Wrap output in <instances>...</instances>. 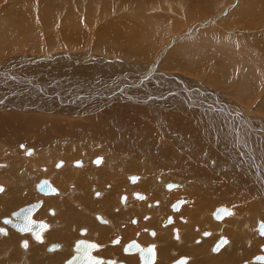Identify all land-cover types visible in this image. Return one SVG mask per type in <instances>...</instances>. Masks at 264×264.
I'll return each instance as SVG.
<instances>
[{"label": "rangeland", "instance_id": "obj_1", "mask_svg": "<svg viewBox=\"0 0 264 264\" xmlns=\"http://www.w3.org/2000/svg\"><path fill=\"white\" fill-rule=\"evenodd\" d=\"M243 11L248 12H246L247 15L245 18L241 20L240 15ZM151 21L154 22L155 26H165L167 29L166 33L169 35L160 33L154 40V45H152V43L150 48H140V46L145 47V42H140V40H138V33L140 32L142 36H146L144 30L149 27ZM11 22L12 24H10ZM14 22L19 24L20 28H23L21 32L19 29L15 30L18 27L16 26L15 28V24H13ZM4 27L7 28L6 30L9 34V41L0 45V116L12 113L23 116L36 115L41 117H53L60 120L59 124L62 125L61 135H57L56 133L52 134V136H54L53 138H48L51 135V131L48 130L46 126H43L40 130L49 133L50 135H46L43 137L44 140L41 139V141L37 140L35 130L29 131V137H31L32 140L26 143L20 141L21 137L17 133L19 131L15 130V126L13 130L6 131L5 129H0V175H11L10 171H13L14 173L17 171L20 175L27 166L26 168H29L30 171H25L34 177V179L27 177L31 180V183L33 182L31 193L34 196V199L30 201V203L39 199L36 197V193L38 195L40 193L35 190V185L39 179L45 178L41 177L43 175H40L41 178L38 179L36 177L37 173L47 175L46 179L49 178L53 180L54 184L59 187L62 184V181H55L54 178H51L52 173H48L50 170H56L55 164L58 161L65 162L64 165L66 164L65 166L71 168V161L82 160L86 166L87 160L101 157L102 163L99 166H94V169L99 168V170H105L100 174L103 178L107 180L116 179L118 181L111 191L112 195L114 192H120L122 189L121 185L123 182L119 181L120 178L123 180L130 175L138 176L140 179L137 186L135 185L132 189L145 193L149 197L155 199V202L159 201L162 195L165 194L163 193V190H166L163 188V185L166 183L177 184V192H167V196L165 197V199H167L165 200L166 205L163 204L165 206H163V209L158 215L155 208L149 207L150 202L149 204H146V202L139 204L135 201H131L125 209L119 206L114 199L108 207L101 210L105 218H108V220L111 219V225L103 226L97 224L92 215H90L91 217L86 215L90 218L92 224L87 220V222H84L82 225H73L72 228L75 227L76 229L72 230V232L70 230V235H72L70 238H73V240L77 238V229L79 227H84L87 229V236H89L91 240L93 238L95 239L99 234L101 236L106 234L103 236L106 237L105 243L107 241L109 242L116 236L120 237L123 241H126L131 237H135V234H139V228L146 227L149 220H147L144 215H153L154 219H157L159 225L165 215L168 214L166 207L169 204L167 205V203L180 195L179 199H184L185 204L178 216L185 218L192 216L190 221L192 222V219L195 220L192 223L199 222L200 220L205 222L200 224V221L199 223H196L197 225L195 228L191 227V234L190 232L186 233V225H181L177 221L176 225L180 227L182 232L181 241L175 239V241L172 240L170 232L164 231V229L160 227L159 229L161 230V233L158 234L154 241L159 242L160 239H164L166 236H169L170 239L168 237L167 241H162V244L164 242V246H162V244L159 245V257L155 264H170L183 255L191 254V259L190 261L188 260V264H212L207 263L210 260L208 259L209 257L216 261L213 264H245L246 262L249 263L255 255L261 254L260 246L264 244V236H259L255 231V226L258 221L264 223V217L261 219L258 217V215L264 216V111L262 110L264 108L261 107L264 102V0H0V43L3 41L2 32L4 31ZM66 28L75 29L84 34L85 39L81 44L77 45V48L70 46L69 42L65 39L63 32ZM118 29H121L122 39H117L113 42L115 38H113L112 35L118 34ZM30 30L32 31L29 33ZM186 33L189 34L188 37ZM202 35H206L207 37L210 36V39L212 38L211 40L215 38H225V35L229 36V38L227 37L225 39L230 40L238 47V55L241 59L238 63L239 69L231 70L222 56L211 51H209L210 54H204L203 57H200L203 63L198 67L201 68V70L199 69L194 73L189 70L167 71V69H165L166 58L171 53L175 52L178 47L187 41V39H197ZM106 37L109 38L106 39ZM156 41L158 43H156ZM35 49H39V52L34 53ZM50 49L54 50V52H51ZM243 50L246 51L243 52ZM229 52L228 54L234 57L231 53L235 52L232 47ZM251 52L254 55L251 54ZM235 54H237V52ZM248 54L250 55V65L254 69L257 81H254L253 84H251L255 89L249 94L250 98L244 102L236 97L234 93L246 80L247 76L244 77V75H247V73L245 74V70L242 71L240 68L245 65ZM28 55L29 58L27 57ZM209 55L210 57H208ZM17 56L23 57V59L21 60L19 57L17 58ZM35 57H38L37 60H35L37 63H31L30 60H27ZM97 58L105 60L104 62H100ZM47 60L49 64H46L45 62L39 63V61ZM261 62L262 65H259ZM234 63L237 65V59ZM51 64L52 69L49 68ZM222 65H224L227 70H222ZM99 67L109 68L111 69L110 71L115 70L116 72L111 77L110 75L108 76L110 78L105 79L109 82H113L115 85L126 88V90H124L125 94L129 95L131 93L136 99H131L132 101L130 100L129 102V100H113L111 98L112 101L106 106L91 110L92 108L90 109V107L94 105V102L96 103V100H105L112 95L114 96L117 93L120 94V91L118 90H115L112 95L108 94V92L100 95L97 92L96 94L95 90L92 91L89 89L88 91H85L82 89L83 87L78 90L76 89L81 86V82H87V85H90L89 81H87L88 78L92 83L99 80L97 78L99 75L96 77L98 74L96 73L97 71H94ZM214 69H218L217 71H219V73H217V76L219 79L213 75L214 72H216ZM25 70L29 71L28 75L24 74ZM166 78L172 79V81L170 80L168 82ZM149 79H151V82ZM64 80H69V82L76 81L77 84L72 86L73 89H69L65 84H63L64 87L63 85H53V82L63 83ZM127 83L131 86H128L129 84ZM26 86H31V90L34 92L32 95L34 98L42 95H44V97H50L51 99L48 100H40L44 101L47 105L53 104L50 102V100H53L51 95L57 97V100H60V97H63V99L66 100L69 96L72 98V101L70 102L71 107L65 112H59L55 110H34L28 108V106H19L16 104L18 101L17 94L20 89L26 88ZM109 88L113 89L110 85ZM12 90H15L16 93L12 92ZM190 91L193 92L190 93ZM87 93L90 94L86 95ZM173 93L175 94L173 96L174 98L171 97L172 102L166 104L167 106L165 107L167 108L161 109L162 111L157 115L152 112L150 113V105L153 103V99H155V94L163 96L162 98L167 101V99L169 100V98H167L169 94L173 95ZM189 93L191 97H189V95L187 96ZM91 95H93V98L88 97ZM146 95H151L148 96V100H151L148 103L146 100V102H142L144 100L140 98L143 96L144 99H146ZM84 96L87 98L84 99ZM90 98L91 100L88 101ZM178 98L181 99V101H179ZM74 99L78 102L76 105L72 104ZM183 99L188 100L187 103L191 104V108L189 106L187 111H184L185 108H183V110L179 112L176 108L188 106L187 103H179L185 102L182 101ZM86 100L88 102L85 103ZM192 101L194 104H192ZM57 104L58 103H56V105ZM62 106L64 105L62 104ZM85 106L89 107V109H84ZM131 106L135 107L136 110L139 108L143 111L142 113L134 111L135 114H133L136 116H133V121L137 120L138 125L139 122L142 121L145 127L153 131L157 141L160 137L162 138V141L160 140L157 142L158 144L156 143L159 148L166 150L168 148L167 143H172L177 146L180 141L192 142L191 139H196L194 135H197L198 140H196L197 144L194 142L195 146L199 149L205 146L202 149H207L211 156L210 158H215L218 155V158L216 157V159L222 160L224 164L233 162V169L235 171L238 170L240 173L243 172V175L246 174V177L244 176L245 179L249 181L254 192L257 193L253 195L247 191V189H240L234 184L232 185V183H237L230 179V175L224 176V178L222 175L217 173L214 174V171L209 167L211 175H208V177H211L219 186H223L225 190H229L227 191L228 194L230 193V190L233 194V199H229L230 202H225L223 198L221 202L219 197L216 196V193L211 194L210 190V195L207 193L209 189L200 186L199 178L195 175L192 174L191 176H188L184 172L180 175L177 173L179 170L177 167H163L161 160L155 157L140 155L138 151L134 152V150L126 149L125 147V149H123L121 144L124 146V143L118 135L106 137L107 143L97 141V137L94 133L97 130L107 133L108 127H110V124L103 121V112L112 108L114 114L120 115V117H118L120 123L124 124L127 115H129L128 112L132 111L122 110V108L129 109ZM213 106L218 108V111ZM259 107L260 111H257ZM135 108L133 109L135 110ZM195 110L200 114L199 116L191 115L193 114L191 112H195ZM219 111H224L225 113L219 115L217 114ZM185 112L191 114L186 115ZM210 113H214L212 115L216 114L215 116L221 118V123L224 124V128L227 130L229 129V131L232 132L229 136V141L226 142L227 144L224 142V145H221L216 137L217 131H215V129L212 131L209 130L211 124L208 120L206 122L204 117L208 115L207 117L210 118L211 121ZM143 114L145 115L142 116ZM244 115H246L247 118L243 117ZM248 119L252 121L250 124L252 125L254 132L259 136V140L256 139L257 137L251 135L246 129L245 125L251 122L246 121ZM195 120H198L200 123ZM131 122L132 121H128V123ZM257 125L262 126L259 128L260 126L257 127ZM256 127L259 129H256ZM248 128L251 129L250 127ZM172 129L179 131L181 136L179 133L177 136L174 134L173 136L175 137L172 139L171 135H169V132H173ZM212 134L215 135V140H210L211 136H213ZM260 137H263V140L260 139ZM50 139H54L53 143L46 144V141ZM42 142H44L45 147L48 148H46V151L44 150L45 148L41 151L38 150V148L44 146L42 145ZM200 142L202 143L200 144ZM248 144H251V146ZM179 147L180 148H177L179 153L181 155L184 154L186 157H189V151L195 149V147L189 149L188 145V149L186 150L182 149L181 146ZM29 148L35 153H31V151L28 150ZM67 149L78 152L75 157L67 158V160L61 158V160L58 158L55 160V157H52L53 155H48L51 151L56 153ZM187 150H189L188 153ZM41 153L47 155V160L45 163L40 161L41 163L39 164L36 159ZM41 158L43 159V157ZM41 158L38 159L41 160ZM14 163H19V165H23L24 168L20 169L18 168L19 166H15ZM131 164L136 166L137 171L131 172L129 170ZM34 165H37L39 168L42 167L47 171L44 172L41 169L40 171L36 170V172H34ZM183 165L184 164H180L179 166L182 167ZM12 166H14L13 170ZM237 167L240 168V170L237 169ZM89 170L90 169H86V172ZM144 170H146V172ZM76 171L79 173L78 170ZM108 172H111V175L108 174ZM149 172L153 173V178L149 177ZM11 176L14 177L13 179H17L16 182L20 180L17 173L15 175L12 174ZM75 176L76 175L68 178L67 181H65V184ZM221 178L226 180L223 179L222 181ZM124 182L126 185L127 182ZM223 182L226 183L224 184ZM145 184H149L147 192L141 190V186ZM0 185L5 191V185L3 183H0ZM92 185V188H94V185L97 184L92 183ZM226 185L229 186L226 187ZM237 192L239 194L241 193L240 195L243 196L241 197L243 200L239 202H236L239 200ZM26 193L27 189L25 188L22 193L23 198H25ZM176 193L177 195H173ZM88 194L89 196L91 195V189ZM205 197L212 199L209 203H205ZM108 200L111 201V198ZM202 203H204V206H202L203 208L201 207ZM26 204H29V202L25 203V205ZM21 206H24V204L20 203L11 209L7 208L5 211L6 214L0 216V219L4 216H9L10 213L14 212ZM220 206H225L231 209L233 214L226 217L222 222H208V218L211 221V213ZM101 207H103V204ZM196 214H198V216H196ZM131 216H137V218H140L142 225L139 226V228L132 229V227H130L129 219ZM193 217L196 219L198 218L199 221H196ZM48 218L49 217L46 216L45 220L48 221ZM198 225L200 226L198 227ZM0 226H2L1 221ZM147 227L149 226L147 225ZM7 229L9 234L4 237L0 236V240L9 238L12 233L19 236L21 239L18 241L15 239L13 244L7 245L6 248H4L5 245L1 246L2 243H0V264H40L50 256L61 253L64 250L63 248L62 251L47 252V247L53 242L47 243L46 240L41 238L45 233H40L38 240L32 239L30 241L29 239L26 240L24 235L16 234L11 228ZM49 229H47L46 233L49 232ZM203 230L210 231L213 236L209 239H205L200 245L197 240L201 238L199 233ZM212 231H214V234ZM221 236L227 239L228 244L223 247L224 249L219 255H216L215 252L210 251V247ZM70 238L69 240H71ZM23 240L27 243L28 248V252L25 255L20 249ZM57 240L58 239L55 241ZM31 245L41 246V249L32 250L34 251L32 255L31 252L28 254ZM103 247L104 246L97 250V255L103 257L117 255L119 259H122L119 248L114 249L113 247H110L108 243L106 248ZM1 248L3 249L1 250ZM199 248H201L202 251H198ZM39 250H42L47 257L44 260L36 261L35 258L38 256L42 257V254H40L41 251L39 252ZM46 253H52L53 255H47ZM10 254L15 256L13 263L6 260V256H10ZM128 262L129 264L137 263L134 257L129 259Z\"/></svg>", "mask_w": 264, "mask_h": 264}, {"label": "bare ground", "instance_id": "obj_2", "mask_svg": "<svg viewBox=\"0 0 264 264\" xmlns=\"http://www.w3.org/2000/svg\"><path fill=\"white\" fill-rule=\"evenodd\" d=\"M246 12H248V11H246ZM245 11H243L242 13H241V15H240V19L242 20V19H244L245 18V16L247 15V13H246ZM222 15V14H221ZM220 15V16H221ZM232 18V17H231ZM10 24H12V22L10 23ZM13 24H15V28H16V26L18 27V28H16L15 30H17V29H19L20 30V32L23 30V28H20L19 27V24H16L15 22L13 23ZM35 25V24H34ZM160 25V24H159ZM31 27V26H30ZM7 28L6 27H4V31L2 32V39H3V41H1V43H0V45H2V44H4L5 42H7V41H9V34H8V31L6 30ZM32 29H33V27H32ZM145 29V28H144ZM32 30H30L29 31V33L31 32ZM166 31H167V29L165 28V26H155V24H154V22L153 21H151V23H150V25H149V27L146 29V30H144V32H145V35L146 36H142L141 35V33L139 32L138 33V40H140V42H145V47L144 46H140V48H150V46H151V44L154 42V40L156 39V37L160 34V33H165L166 35H169V34H167L166 33ZM117 32H118V34H113L112 35V37L113 38H115V40L113 41V42H115L117 39L118 40H120V39H122V37H121V29H118L117 30ZM170 32V31H169ZM184 34V33H183ZM187 34V37H188V33H186ZM63 35H64V37H65V39L67 40V42H69V44H70V46H72V47H76L77 48V45H79V44H81V42H83V40L85 39V36H84V34L83 33H81L80 31H78V30H75V29H65V31L63 32ZM164 35V34H163ZM166 35H164V36H166ZM212 35V34H211ZM193 36V35H192ZM226 37L225 38H229V36H227V35H225ZM222 37V36H221ZM109 37H106V39H108ZM215 38V37H214ZM224 37L222 38V39H213V40H211L210 39V36H206V35H202V36H200V37H198L197 39L196 38H193L192 40H188L187 39V41L184 43V44H182L180 47H178L177 48V50L175 51V52H173V53H171L167 58H166V65H165V69H167V71H176V70H189V71H191V72H196V71H198L199 69L201 70V68H199L198 66L199 65H201L202 63H203V61L200 59V57L202 56L203 57V55L204 54H210L209 53V51H211V52H215V53H217L219 56H222L224 59H225V61H226V63L229 65V67H230V69L231 70H235V69H239L238 68V63L241 61V59L239 58V55H238V47L237 46H235L230 40H228V39H225ZM7 39V40H6ZM191 39V38H190ZM231 39V38H230ZM158 40V39H157ZM250 41V40H249ZM234 42H235V40H234ZM156 43H158L157 41H156ZM208 43H210V44H208ZM218 43V44H217ZM68 44V45H69ZM256 44V43H255ZM141 45V44H140ZM144 45V44H143ZM152 45H154V43L152 44ZM250 45V44H249ZM233 48V50L235 51V52H231L233 55H234V57H232L230 54H228V52L231 50V47ZM52 47V46H51ZM249 47H251V46H249ZM59 48V47H58ZM52 49V48H51ZM50 49V50H51ZM252 49V48H251ZM49 50V51H50ZM250 50V49H249ZM54 52V50H51V52ZM108 51V50H107ZM244 51H246V50H243V52ZM37 53V52H39V49H35L34 50V53ZM98 52V51H97ZM110 52V51H109ZM237 52V54H235ZM249 52V51H248ZM98 53H100V52H98ZM169 53V52H168ZM230 53V52H229ZM246 53V52H245ZM102 54V53H101ZM110 54V53H109ZM251 54H253L252 52H251ZM168 55V54H167ZM254 55V54H253ZM14 56V55H13ZM258 56V55H257ZM15 57V56H14ZM19 56H17V58H18ZM28 58H29V55L27 56ZM31 57H33V56H31ZM87 57V56H86ZM92 57V56H91ZM93 57H97V56H93ZM107 57V56H106ZM208 57H210V55L208 56ZM251 57H253V56H251ZM16 58V57H15ZM38 58V57H37ZM37 58L35 57V58H32V59H27V60H30L31 61V63L32 62H35V60H37ZM46 58H49V57H46ZM85 58V57H84ZM195 58V59H194ZM253 58H255V57H253ZM261 58V57H260ZM19 59H23V57H19ZM51 59H52V57H51ZM98 59V58H97ZM204 59H205V57H204ZM223 59V60H224ZM237 59V65H235V63H234V61ZM248 59V60H247ZM250 55L248 54V58H246V63H245V65H243L241 68H240V70H245V74L247 73V75H244V77H246V80L244 81V84L242 85V86H240V90L239 89H236V91H235V95H236V97H238L241 101H247L249 98H250V96H249V94H251L252 93V91L255 89L251 84H253V82L255 81H257L256 80V78H255V72H254V69L251 67V65H250ZM98 60H100V62H104V60L105 59H98ZM259 61V60H258ZM257 61V62H258ZM24 62H25V60H24ZM46 63V64H49V62H48V60L47 61H39V63ZM205 62V61H204ZM223 62V61H222ZM35 63H37V62H35ZM259 63V62H258ZM258 65V64H257ZM259 65H262V62H261V64H259ZM51 66H52V64L50 65V69H52L51 68ZM264 66V65H263ZM254 67H256V66H254ZM49 68H48V71H49ZM218 68H220V67H218ZM216 69V68H215ZM214 69V71H216V72H214V76H216L217 78H218V76H217V73H219V71H217V70H215ZM221 69L222 70H225L226 69V67L224 66V65H222V67H221ZM256 69V68H255ZM31 70V69H30ZM93 70V69H92ZM111 69H109V68H105V67H99V68H97V69H95L94 71H97L96 73H98L97 75H96V77L99 79V80H97L96 82H94V83H92V82H90L91 80H89V78H88V80L87 81H89V83H90V85L88 84L87 85V82H85V83H83V82H81V86L80 87H77L76 89L78 90L79 88H82V89H84L85 91L87 90H89V89H91L92 91L93 90H95V93L97 92L98 94H100V95H102V94H105L106 92H108V94H111L112 95V93H114L115 92V90L117 91H120V94L119 93H117L116 95H112L110 98H108V99H105V100H99V101H97L96 100V103L94 102V105H92L91 107H90V109L91 110H96V108H100V107H103V106H106L109 102H111L112 101V99L113 100H116V99H120V100H129V102H130V100L131 99H136L135 97H133L132 96V94L130 93L129 95H126L125 94V92H124V90H126V88H124V87H122V86H118V85H115L113 82H109V81H107V79L108 78H110L116 71L115 70H112V71H110ZM227 70V69H226ZM260 70V69H259ZM28 72L29 71H24V74L26 75H28ZM59 72V71H58ZM36 73V72H35ZM88 73V72H87ZM170 73V72H169ZM90 74H92V73H90ZM94 74V73H93ZM84 75V74H83ZM110 75V77H108ZM170 75H171V73H170ZM174 75V74H173ZM91 76V75H90ZM94 77V76H93ZM95 77V78H96ZM168 77H170V76H168ZM95 78H93V79H95ZM105 78H107V79H105ZM164 78V77H163ZM220 78H222V77H220ZM219 79V78H218ZM245 79V78H244ZM243 79V80H244ZM259 79H260V77H259ZM150 80V82H151V79H149ZM161 80V79H160ZM166 80L169 82L170 80L172 81V79H167L166 78ZM173 80H175V79H173ZM191 80V79H190ZM155 81H157V80H155ZM220 81H222V80H220ZM259 81V80H258ZM109 82V83H108ZM160 82V81H159ZM175 82V81H174ZM107 83V84H106ZM130 83V82H129ZM129 83H127V84H129ZM170 83H172V82H170ZM226 83V82H225ZM260 83V82H259ZM63 84H65V86H67L69 89L70 88H72L73 89V87L72 86H75L76 84H77V82L76 81H72V82H69V80L67 81V80H64V82L63 83H59V82H53V85H55V86H59V85H63ZM69 84H70V86H69ZM72 84V85H71ZM115 86H114V85ZM132 84V83H131ZM137 84V83H136ZM109 85L111 86V87H113V89H110L109 88ZM195 85V84H194ZM259 85V84H258ZM128 86H131L130 84L128 85ZM63 87H64V85H63ZM164 87V86H163ZM57 88V87H56ZM60 88V87H59ZM36 89H38V88H36ZM75 89V90H76ZM145 89V88H144ZM147 89V88H146ZM52 90V89H51ZM192 90V89H191ZM110 91V92H109ZM12 92H14V93H16V91L15 90H12ZM129 92V91H128ZM136 92H139V91H136ZM193 91H190V93H192ZM71 93H73V92H71ZM75 93V92H74ZM94 93V94H95ZM96 93V94H97ZM135 93V92H134ZM133 93V94H134ZM176 93V92H175ZM190 93L189 94H187V96L189 95V97H191L190 96ZM34 94V92L31 90V86H29V87H27L26 86V88H23V89H20V91L18 92V94H17V98H18V101L16 102V104L17 105H19V106H28V108H31V109H34V110H49V111H53V110H55V111H59V112H65L66 110H68L71 106V101H72V98L71 97H69L68 96V99H63V97H60V100H57L58 98L57 97H55V96H52L51 95V97H52V99L53 100H50V102L51 103H53L52 105H47V104H45V102L44 101H40V100H43V99H46V100H48V99H51L50 97H44V95H42V96H36L35 98L32 96ZM52 94H54V93H52ZM69 94V93H68ZM90 94V93H89ZM88 93L86 94V95H89ZM128 94V93H127ZM168 94V93H167ZM170 94H172V93H170ZM169 94V96L167 97V98H169V100L167 99V101H166V99H164V98H162L163 96H158V95H154V98L155 99H153V103L150 105L151 106V110H150V113L152 112L153 114H155V115H157V114H159V112L160 111H162L161 109H163V108H167V107H165V106H167L166 104H169V103H171L172 102V98H174L173 96L175 95L174 93H173V95H170ZM70 95V94H69ZM77 95V94H76ZM76 95H74V96H76ZM138 95V94H137ZM151 95H152V93H151ZM151 95H146L145 97H146V99H144V97L142 98V97H140L142 100H144V101H142V102H146L147 101V103L148 102H150L151 100H148V96H151ZM62 96H64V95H62ZM95 96V95H94ZM82 97V96H81ZM88 97H92L93 98V95H91V96H88ZM172 97V98H171ZM186 97V96H185ZM184 97V98H185ZM67 98V97H66ZM74 98V97H73ZM80 98V97H79ZM87 98V97H86ZM85 98V96H84V99H86ZM97 98V97H96ZM112 98V99H111ZM130 98V99H129ZM156 98H158V99H156ZM160 99H162V100H160ZM91 100V98L88 100V101H90ZM146 100V101H145ZM178 100L179 101H181V99H179L178 98ZM256 100V99H255ZM82 101V100H81ZM87 100L85 101V103L86 102H88ZM132 101V100H131ZM182 101H185V102H179V103H182V104H186L187 102H188V100H185V99H183ZM167 102V103H166ZM191 102V101H190ZM56 103H58L57 105H56ZM78 102H76V100L74 99V102L72 103V104H77ZM118 103V102H117ZM128 103V102H127ZM62 104L64 105V106H62ZM150 104V103H149ZM192 104H194V102L192 101ZM82 105V104H81ZM134 105H135V103H134ZM178 105H180V104H178ZM187 105L188 106H184V107H179V108H176V110L177 111H179V112H181L182 110H183V108H185L184 109V111H187L188 109V107L190 106V108H191V104L190 103H187ZM216 105H218V106H221V105H219V104H216ZM83 106V105H82ZM117 106V105H116ZM215 106V105H214ZM213 106V107H214ZM223 106V105H222ZM125 107V106H124ZM147 107V106H146ZM149 107V106H148ZM261 107L262 108H264V102H263V105H261ZM83 108V107H82ZM127 108V107H126ZM129 108V107H128ZM133 108H135V107H133V106H131L129 109H125V108H122V110H128V111H132V112H128L129 113V115H127V117H126V121H125V123L124 124H121L120 123V119L118 118V117H120V115H118V114H114L113 113V109L111 108H109V109H107V110H105L104 112H103V115H104V119H103V121L104 122H106V123H108V124H110V127H108V131H107V133H104V132H102V131H100V130H97L95 133H94V135L97 137L96 139H97V141H101V142H103V143H107V139H106V137H108V136H114V135H118L121 139H122V142L124 143V146L121 144V147L123 148V149H132V150H134V152H139L140 153V155H147V156H152V157H155V158H157V159H159V160H161V164H162V166L163 167H168V166H174V167H177V169H179L178 171H177V173L178 174H180V175H182L183 174V172L185 173V174H187L188 176H191L192 174L193 175H195L196 177H198L199 179V184H200V186H202V187H204V188H206V189H209L208 190V194H213V193H216V196L217 197H219V199H220V201L222 202V198H223V200L225 201V202H230L229 201V199H233L232 197H233V194L231 193V190H230V193L228 194L227 193V191H229V190H225L224 189V187L223 186H219L218 184H216L213 180H212V178L211 177H208V175H211V173L209 172V167H210V169L212 170V171H214L213 173L214 174H219V175H222L223 177L224 176H231L230 177V179L231 180H233V181H236V183L237 184H235V183H232V185L234 184L235 186H237V187H239L240 189H247V191H249L251 194H255V193H257V192H254V190H253V188L251 187V185H250V183H249V181H247L246 179H245V177H246V174L245 175H243L242 173H240L238 170V172L237 171H235L234 169H233V162H225V163H227V164H224L223 163V161L222 160H220V159H216V157L218 156L217 154V156L215 157V158H210L211 156H210V154H209V152L207 151V149H202L203 147H205V146H203V147H201V149H199L197 146H195V143H196V140H198L197 139V135H194V137H196V139L195 138H192L191 140H192V142L191 141H189V142H179L178 144L179 145H177V146H175V145H173L171 142V144H169V143H167L168 144V148L166 149V150H164V149H161V148H159L158 147V143L157 142H159L160 140L162 141V138L160 137V139L157 141L156 140V138H155V135H154V133H153V131H151L149 128H147V127H145L144 125H143V123H142V121H140L139 122V125L137 124V120H134L133 121V116H136V115H134L135 113H134V111H136V112H138V113H142L143 111H142V109H139L138 108V110H136V108H135V110L133 109ZM215 109H217V111H218V108H216V107H214ZM84 109H86V110H88L89 109V107H84ZM256 109V108H255ZM121 110V111H122ZM263 111H264V109H262ZM257 111H260V107H259V109L257 110ZM48 112V111H47ZM188 112H190V111H188ZM210 112H214V111H210ZM134 113V114H133ZM191 113H193V114H191ZM191 113H187V112H185V114L186 115H189V114H191V115H200L196 110H195V112H191ZM204 113V112H203ZM203 113H201V114H203ZM221 113H225L224 111H219V112H217V114H221ZM181 114H183V113H181ZM212 114H214V113H210V115H211V121H210V118H208L207 116L208 115H204L205 117V121L207 122V120H208V122H210V124H211V127L209 128V130H214L215 129V131H217L216 132V137H217V140H218V142L221 144V145H224V142L226 143V142H228L229 141V136H230V134L232 133V132H230L229 131V129L227 130V129H225L224 128V124L223 123H221L222 121H221V118H219L218 116H215V115H212ZM245 114V113H244ZM121 115H123V114H121ZM145 114H143L142 116H144ZM184 115V114H183ZM251 115V114H250ZM168 116V115H167ZM253 116V115H252ZM138 117V116H137ZM243 117H246V115H244ZM159 118H160V116H159ZM247 118V117H246ZM245 118V119H246ZM254 118V117H253ZM54 119V120H53ZM90 119V118H89ZM88 119V120H89ZM231 119V118H230ZM234 119V118H233ZM71 120V119H70ZM59 121L60 120H58V119H56V118H51V117H41V116H36V115H30V116H23V115H20V114H12V113H9V114H7V115H4V116H0V129L2 130H6V131H8V130H13L14 129V126H15V130L16 131H19V132H17L19 135H20V137H21V142H28V141H30V140H32L31 139V137H29L30 136V133H29V131H34L35 130V135H36V138H37V140H39V141H41V139H43V137H45L46 135H50L48 138H53L54 136H52V134H57V135H61V129H62V125L61 124H59ZM128 121H132L131 123H128ZM195 121H198V120H195ZM246 121H251V120H246ZM70 122V121H69ZM184 122V121H183ZM199 122V121H198ZM189 123V122H188ZM194 123V122H193ZM200 123V122H199ZM226 123V122H225ZM250 123H252V121L251 122H249V123H247L245 126H246V129L251 133V135H253V136H255V137H257L256 139H258L259 140V136L257 135V133H255L254 132V129L252 128V125L250 124ZM16 124V125H15ZM264 124V123H263ZM105 125H107V124H105ZM180 125V124H179ZM198 125V124H197ZM204 125V124H203ZM43 126H46L47 128H48V130H50L51 131V133L49 134V133H45V132H42L40 129L43 127ZM188 126V125H187ZM258 126H260L259 128H261V126L262 125H257V127ZM172 127H173V125H172ZM175 127H177V126H175ZM194 127V126H193ZM195 127H197V126H195ZM204 127H205V125H204ZM248 127H250L251 129H249ZM256 127V129H259V128H257ZM174 128V127H173ZM241 128V127H240ZM192 129V128H191ZM196 129V128H195ZM238 129V128H237ZM204 130V129H203ZM206 130V129H205ZM226 130V131H225ZM172 133L171 132H169V135H171V137H172V139L175 137V136H177V134L179 133L180 134V132L179 131H177V130H173L172 129ZM201 131V130H200ZM214 131V132H215ZM206 132V131H205ZM244 132V131H243ZM263 132V131H262ZM192 133V132H191ZM199 133V132H198ZM198 133H196V134H198ZM208 133H209V131H208ZM175 134V136H173ZM215 134V133H214ZM214 134H212L213 136H211V138H210V140H215L216 139V137H215V135ZM237 134H238V132H237ZM261 134V133H260ZM199 135V134H198ZM204 135V134H203ZM209 135V134H208ZM180 136H181V134H180ZM201 136V135H200ZM204 136H206V135H204ZM250 136V135H249ZM188 137V136H187ZM249 138V137H248ZM251 138H253V137H251ZM57 139V138H56ZM55 139V140H56ZM189 139V138H188ZM255 139V138H254ZM260 139H262L263 140V137H260ZM44 140V139H43ZM262 140H261V142H262ZM39 141H36V142H38V143H41V142H39ZM53 141H54V139L53 140H48V141H46V144H52L53 143ZM96 141V142H97ZM175 141V140H174ZM209 141V140H208ZM241 141V140H240ZM95 142V141H94ZM195 142V143H194ZM211 142V141H210ZM239 142V141H238ZM157 143V144H156ZM175 143V142H174ZM202 142H200V144H201ZM234 143V142H233ZM250 143V142H249ZM254 143H255V141H254ZM176 144V143H175ZM192 144V145H191ZM197 144V143H196ZM227 144V143H226ZM225 144V145H226ZM42 145H44V146H42V147H40V148H38V150L39 151H41V150H43L44 148V150L46 151V148L47 147H45V144H44V142H42ZM173 145V146H172ZM187 145H188V148L190 149L191 147L193 148V147H195V149L194 150H192V151H189V150H187V153H188V151H189V153H188V155H189V157H186V156H184V154L183 155H181L180 153H179V151H178V149L177 148H180L179 146H181V148L182 149H184V150H186V149H188L187 148ZM199 145V144H198ZM244 145V144H243ZM248 145H250L251 146V144H248ZM253 145V144H252ZM41 146V145H40ZM230 146V145H229ZM228 146V147H229ZM125 147V148H124ZM226 147V146H225ZM240 147H242V146H240ZM211 148H212V146H211ZM210 148V149H211ZM223 148V147H222ZM233 148V147H232ZM20 149H21V146H20ZM48 149V148H47ZM62 149V148H61ZM221 149V148H220ZM29 151H31V153H33L34 151H32L30 148L28 149ZM212 150H214V149H212ZM212 150H211V152H212ZM28 151V152H29ZM216 151V150H215ZM222 151V150H221ZM227 151V150H226ZM251 151V150H250ZM37 152V151H36ZM78 152V151H77ZM75 150H73V151H71V149H67V150H61V151H58V152H52L51 151V153L50 154H48V155H53L52 157H55V160H57V158L58 159H65V160H67V158H70V157H75L76 156V153H77ZM230 152V151H229ZM35 153V152H34ZM45 153V152H44ZM75 153V154H74ZM183 153V152H182ZM213 153V152H212ZM228 153V152H227ZM231 153V152H230ZM245 153H246V151H245ZM13 154H18V153H13ZM220 154V153H219ZM247 154V153H246ZM36 155H37V153H36ZM187 155V156H188ZM222 155V154H221ZM230 155V154H229ZM220 156V155H219ZM250 156V155H249ZM16 157V156H15ZM23 157V156H22ZM30 157V156H29ZM41 157H43V159L41 158ZM44 157H46V158H44ZM26 158V157H25ZM38 158H41V160L40 159H38ZM97 158V157H96ZM100 158V157H99ZM218 158V157H217ZM235 158V157H234ZM31 159V158H30ZM33 159V158H32ZM60 159V160H61ZM76 159V158H75ZM47 160V155H44V154H39V156H37V159H36V161H38V163L40 164L41 162L43 163H45V161ZM29 161V160H28ZM41 161V162H40ZM24 162V161H23ZM13 163V162H12ZM65 163V162H64ZM64 163L61 161V162H57V164L58 165H55V168H56V170H55V172H65L64 174H63V176H62V181H65V180H67L68 178H70V177H72V175H77L78 174V172L76 171V170H78L79 168H77V169H73V168H69V167H67V166H65L64 165ZM102 162L100 161V163L99 164H97V163H95V162H93V164L95 165V166H99L100 164H101ZM241 163H243V162H241ZM240 163V164H241ZM15 164V163H14ZM180 164H184L182 167H180L179 165ZM63 165V166H62ZM72 165V164H71ZM203 165V166H202ZM15 166H19L18 168H20V169H22V168H24L23 167V165H19V163H16L15 164ZM73 166H75V167H81L78 163H75ZM83 166H85V164L83 163ZM179 166V167H178ZM5 167V166H4ZM7 167H9V166H7ZM16 167V168H17ZM27 167V166H26ZM25 167V170H27V171H30L29 170V168H26ZM34 168H33V171L34 172H36V170L37 171H40L41 169L45 172V171H47L46 169H44V168H42V167H38L37 165H34L33 166ZM65 167V168H64ZM11 168V167H10ZM13 168H14V166H12V170H13ZM64 168V169H63ZM63 169V170H62ZM237 169H239L240 170V168H238L237 167ZM241 169H242V167H241ZM244 169V168H243ZM11 170V169H10ZM25 170H23L22 172H21V174L19 175V173L16 171V173L18 174V177L20 178V180L18 181V182H16V180L17 179H13L14 177H12L11 175L12 174H16V173H14L13 171H10V173H11V175L10 174H2V175H0V183H3L4 185H5V191H4V189H3V191L2 192H0V216H3L4 214H6L5 213V211H6V209L8 208V209H11V208H13L14 206H16V205H18V204H24L25 205V203H28L29 202V204H33L32 202L30 203V201H32L33 199H34V196L32 195V193H31V191H32V189H31V187L33 186V182L31 183L30 181L31 180H29L27 177H31V179H34V177L31 175V174H29V173H27V171H25ZM129 170L131 171V172H135V171H137V168H136V166L134 165V164H131L130 166H129ZM51 171L52 170H50L48 173L50 174L51 173ZM89 171H91V170H89ZM145 172H146V170H144ZM151 172H149V177H151V178H153V173H151ZM250 174V173H249ZM40 175H43V176H41V177H47V175H45V174H42V173H37L36 174V177L39 179V178H41L40 177ZM245 176V177H244ZM248 176V175H247ZM256 176V175H255ZM87 177V175H86V173L85 174H83V175H81V177H79L80 179L79 180H77V183H76V185H78L79 187H80V189H83V191L81 192V193H78V194H76V197H74V199L76 198L78 201L80 200L81 202H80V208L82 207V205H83V207L81 208L82 209V213H80V214H78V215H76L75 214V212H72V211H68V209H67V211H61V209H62V202H61V196H59V194L58 195H55L56 193H54V194H41L39 191H37V189H36V185H35V190L38 192V193H40L39 195H40V197H39V195L38 194H36V197L37 198H41L40 200H42L43 201V206L41 207V209H40V207L37 209V210H35V212L33 213V215L36 213V218H39V219H42L43 220V218H45V215H44V211L46 210V209H48V208H52V209H54V212H56L55 213V215L54 216H52L51 215V217H49L48 218V221H49V219H50V221H49V223H50V225H48L49 227H52L51 229H49V232L46 234V236L48 237L47 239H46V241L49 243V242H53L56 238H55V236H54V234L55 233H62L64 236H66L67 238H68V236L69 237H71L72 235H70V230H72L73 228H72V226L74 225V226H79V225H81V224H83L84 222H86L87 220L89 221V223H91L92 224V222H90V218L89 217H87L86 215H88V216H90V215H92V217H94V214L95 213H97V212H101V210H102V208L103 207H101V203L100 202H97L96 200L94 201V200H92V198H89L88 197V193L90 192V189L93 187V185H92V183H91V181L89 180V181H87L88 179L86 178ZM134 177H136V178H139L138 176H134ZM192 177H194V176H192ZM264 177V176H263ZM225 178V177H224ZM223 178V179H224ZM258 178V177H257ZM261 178V177H260ZM87 179V180H86ZM216 179V178H215ZM222 179V178H221ZM223 179H222V181H223ZM226 179H227V177H226ZM226 179H224V180H226ZM248 179H249V177H248ZM255 179H256V177H255ZM40 180V179H39ZM135 180V179H134ZM229 180V179H228ZM130 181H133V180H131L130 179ZM151 181V180H150ZM258 181V180H257ZM39 182V181H38ZM224 183V182H223ZM226 183V182H225ZM224 183V184H225ZM172 184H174V186L172 187V188H167L166 187V185H163V188L165 189V187H166V191H164L163 190V193H165V194H163L162 195V197H161V199L159 200V201H156L155 202V204L153 205V206H155V209H156V213H157V215L158 214H160V211L162 210V209H160V211L158 210L159 209V207H163L164 205H162V203H163V199H165V197L167 196V192L169 191V193H174V192H177V189H175V188H177L178 187V185L177 184H175V183H172ZM227 184H229V183H227ZM20 185H22V186H20ZM230 185V184H229ZM229 185H226V187L227 186H229ZM254 185V184H253ZM1 186V185H0ZM63 186H64V184H62L61 186H60V190H61V188L63 189V190H67L66 188H63ZM231 186V185H230ZM2 187V186H1ZM3 188V187H2ZM27 189V193H26V195H25V198H23V196H22V193L24 192V189ZM68 188V187H67ZM148 188H149V184H145V185H142L141 186V189L142 190H144L145 192H147V190H148ZM256 188V187H255ZM78 189V188H77ZM173 189V190H172ZM228 189H229V187H228ZM230 189H231V187H230ZM260 189V188H259ZM69 190V189H68ZM79 190V189H78ZM211 190V192L209 193V191ZM80 191V190H79ZM217 191H219V192H217ZM66 192V191H65ZM71 192V191H70ZM234 192V191H233ZM243 192H244V190H243ZM1 193H3V194H1ZM74 193V192H73ZM82 193L83 194H85V196L83 195L82 196ZM136 194V193H135ZM135 194H133V197L134 198H136V199H143V196L142 195H140L139 194V197L138 196H135ZM179 194V193H178ZM210 194V195H211ZM237 194H238V198H239V200H237L236 202H239V201H241V200H243V199H241V197H243L242 195H240L238 192H237ZM236 194V195H237ZM51 195H54V196H52V197H48V196H51ZM173 195H177V193L176 194H173ZM108 196V195H107ZM256 196V195H255ZM73 197V196H72ZM177 198H175V199H179V197H180V195L179 196H176ZM236 197V196H235ZM95 198H96V196H95ZM67 199V198H66ZM72 199V198H71ZM124 199H125V197L124 196H122L121 197V201L123 202L124 201ZM175 199L174 200H172V202L173 201H175ZM212 199V198H211ZM211 199H209V197H205L204 198V201H205V203L207 202V203H209L210 201H211ZM235 199V198H234ZM63 201V200H62ZM66 201V200H65ZM64 201V202H65ZM68 201H69V199H68ZM76 201V200H75ZM100 201V200H99ZM102 201V200H101ZM172 202H170L169 204H171ZM71 203V202H70ZM77 203V202H76ZM161 203V204H160ZM64 204V203H63ZM27 205V204H26ZM159 205V206H158ZM184 205V204H183ZM79 206V205H78ZM108 206V205H107ZM202 206H204V203H202L201 204V207ZM105 207V206H104ZM168 207V206H167ZM166 207V208H167ZM170 207V206H169ZM184 206H182V208H183ZM222 207H224V208H226V209H228V211H227V215H225L224 217H222L220 220H216V219H214L213 218V216H212V213H211V217H212V219L213 220H211L210 221V219L208 218V222H212V221H215V222H222L226 217H229V216H231L232 214H233V211L231 210V209H229V208H227V207H225V206H222ZM64 208V207H63ZM127 208V207H126ZM154 208V207H153ZM181 208V209H182ZM203 208V207H202ZM40 209V210H39ZM169 209V208H168ZM172 209V208H171ZM180 209V210H181ZM39 210V211H38ZM104 210V209H103ZM173 210V209H172ZM179 210V213L181 212ZM202 210V209H201ZM61 211V214H62V218H63V222L61 223V222H59V221H57L58 219H57V217H58V213ZM174 211V210H173ZM199 211H200V209H199ZM169 213V212H168ZM177 213V212H176ZM102 214V213H101ZM178 214V213H177ZM33 215H32V218H33ZM162 215V214H161ZM174 216H175V213H174ZM196 216H198V214H196ZM12 220H13V218L11 217V214H10V216H9ZM91 217V216H90ZM152 217V216H151ZM258 217H260V219L262 218V217H264L263 215H258ZM104 218V217H103ZM150 218V217H149ZM148 218V219H149ZM167 218V217H166ZM177 218V217H176ZM182 218H184V217H182ZM193 218H195V217H193ZM152 219V218H151ZM185 219V218H184ZM196 219V218H195ZM259 219V220H260ZM45 220V219H44ZM150 220V219H149ZM1 221V223H2V225L3 226H0V227H2V228H4L5 230H6V228H11V229H13L14 230V228H12V227H10L8 224H5L4 222H2V220H0ZM94 221V220H93ZM195 220L194 219H192V222H194ZM196 221H199L198 220V218L196 219ZM201 221V220H200ZM199 221V222H200ZM110 222V221H109ZM151 222V224H149L148 225V223H147V225L148 226H152L153 228H154V225H158V221H157V219L155 218V219H153L152 221H150ZM154 222H156L155 224H153ZM186 222H188V220L186 221ZM190 220H189V223L191 224H188V225H190V226H188L186 223V227H187V232L186 233H188V232H190L191 234H192V229H191V227H193V228H195V226L197 225L196 223H199V222H195V223H192ZM205 221H201V223L200 224H202V223H204ZM102 224H104V221H102L101 222ZM111 223V222H110ZM162 223V222H161ZM96 224V223H95ZM94 224V225H95ZM140 224V223H139ZM213 224V223H212ZM97 225V224H96ZM175 225V224H174ZM100 226V225H99ZM200 225H198V227H199ZM257 226V225H256ZM256 226H255V231L258 233V230L256 229ZM101 227V226H100ZM103 227V226H102ZM213 227V226H212ZM247 227V226H246ZM113 228V227H112ZM177 228V227H176ZM101 229V228H100ZM104 229H106V228H104ZM44 229H41V231L39 232V234H38V237H39V235H40V233L43 231ZM111 230V229H110ZM148 230V229H147ZM177 230V229H176ZM176 230L174 229V233H175V237H176ZM181 230V229H180ZM14 231H16V230H14ZM44 231H46V230H44ZM107 231V230H106ZM17 233H19V234H21V235H24L25 236V239L26 240H32V239H30L28 236H26L27 234H29V235H31V237H33L32 236V234L30 233V232H18V231H16ZM84 233H86L85 231H83ZM81 233L80 232V235H85L84 233ZM102 232V231H101ZM113 232V231H112ZM150 233V235H153V232L152 231H150L149 232ZM181 234H182V232H180ZM212 233L214 234V231H212ZM156 234V233H155ZM200 235H201V238H200V240H201V242L199 241V244L201 243H203V241H205V239H209L210 237H212L213 235H211V232H207V233H204V231L203 232H201V233H199ZM206 234V235H205ZM259 234V233H258ZM61 235V234H60ZM103 235V234H102ZM106 235V234H105ZM105 235H103V236H105ZM194 235V234H193ZM0 236H7V230H6V233H1L0 232ZM57 236V235H56ZM156 236V235H155ZM171 236V235H170ZM259 236H264V234L263 235H261V234H259ZM200 237V236H199ZM104 238H106V237H104ZM225 238V237H224ZM20 240L21 238L19 237V236H17V235H15V234H11L10 236H9V238H7V239H4V240H0V243H2L1 244V246H4L5 245V247L4 248H6V246L7 245H10V244H13V241L14 240ZM33 239H36V238H33ZM155 239V238H154ZM226 239V238H225ZM67 240V239H66ZM178 241H181V237L179 238V240ZM183 241V240H182ZM78 242V243H77ZM135 242V241H134ZM156 242V241H155ZM26 243V242H25ZM66 243V242H65ZM90 243V242H89ZM89 243L88 242H79V241H75V244H74V248H73V250L75 251V254L77 255V258L78 259H76V260H81V259H85V260H87V262H90V261H92V259H93V262H94V264H99L100 263V261L101 260H97V259H95V258H93V257H91L90 256V252L95 248H91V250L90 249H88L90 246H89ZM129 243V242H128ZM127 243V244H128ZM136 243V242H135ZM91 245H93L92 243H90ZM157 244H159V243H157ZM200 244V245H201ZM226 244H228V242H227V239H226ZM20 245V244H19ZM26 245H27V243H26ZM65 245V244H64ZM138 245V244H137ZM50 246V245H49ZM58 246V248H56V249H52V250H47V252H53V251H55V250H59L60 249V246L59 245H57ZM22 247V248H21ZM21 247H20V249H21V251L23 252V254L25 255L27 252H28V248L27 247H25V245H23V243H21ZM65 247L66 248H64V250L61 252V253H58V254H54L53 256H50L49 258H47V260H44L45 258H43V257H37V258H35L36 259V261L38 260H44L43 262H41L40 264H62L64 261H66V259H67V256H68V254L70 253V250L71 249H69V247H67L66 245H65ZM141 247V246H140ZM231 247V246H230ZM23 248H25V249H23ZM141 248H143V247H141ZM3 248H1V250H2ZM36 249H41V246H34V245H31V248H30V250H29V253L28 254H30V252H31V255L34 253V251H32V250H36ZM224 248H221L218 252H215V254L216 255H219L221 252H222V250H223ZM41 250H39V252H40ZM194 251H195V249H194ZM198 251H202V249L201 248H199L198 249ZM260 251H261V254L262 253H264V251L263 250H261V248H260ZM105 252V251H104ZM155 252V251H154ZM211 252H212V250H211ZM102 253V252H101ZM123 253H125V254H134V253H136L137 254V252H125L124 251V247H123ZM195 253V252H194ZM200 253V252H199ZM41 254V253H40ZM155 254V253H154ZM198 254V253H197ZM245 254V253H244ZM70 255V254H69ZM200 255V254H199ZM264 255V254H263ZM72 256V255H71ZM155 257V256H154ZM186 257V256H185ZM6 260L7 261H11V263H13V261H14V255L12 254V255H10V256H6ZM19 258V257H18ZM207 258V257H206ZM13 259V260H12ZM138 259H139V257H138ZM156 259V258H155ZM155 259L153 260V262L152 263H150V264H154V261H155ZM208 259H210L207 263H214V262H216L213 258H211V257H209ZM207 259V260H208ZM6 261V262H7ZM36 261H33V262H36ZM98 261V262H97ZM4 262H5V260H4ZM105 263L106 264H113V262L111 261V263H108L106 260H105ZM185 263V262H184ZM249 263H252V264H264V262H254L252 259L250 260V262ZM248 262H246L245 264H249ZM64 264H65V262H64ZM139 264H140V262H139Z\"/></svg>", "mask_w": 264, "mask_h": 264}, {"label": "flooded vegetation", "instance_id": "obj_3", "mask_svg": "<svg viewBox=\"0 0 264 264\" xmlns=\"http://www.w3.org/2000/svg\"><path fill=\"white\" fill-rule=\"evenodd\" d=\"M94 159L95 158H92L91 160H87L86 161V166H83V161L82 160H75V161H71V163H70V167L71 168H79L78 169V171H79V173L75 176V177H73V178H71L69 181H68V183L67 184H65L64 186H63V188H66L67 190H63L62 188H61V190L54 184V182H53V180H51V179H49V178H47L48 180H49V182L57 189V193L55 194V195H58L59 194V196H61V202H62V209L61 210H63V211H67V209H68V211H72V212H75V214L76 215H78V214H80V213H82V209L80 208V200L78 201L76 198V194H78V193H81L82 191H83V189H80V187L78 186V185H76V183H77V180L79 179V177H81V175H83L84 173H86V175H87V181H91V183H94V184H97V185H94V188H91V195H90V197L89 198H92V200H98L97 202H102L101 204H103V208H102V210L104 209V208H106V207H108L109 206V204L110 203H112L113 202V200L115 199V201L119 204V206H121V207H123V208H125L126 209V207L129 205V203L131 202V201H135L136 203H139V204H141V203H145L146 202V204H149V202H150V204H149V207L150 208H152V207H154L155 208V206H153L154 204H155V199H153L152 197H149L148 195H146L145 193H143V192H138V190H135V189H132V187L133 186H137V184H138V182L140 181V179L139 178H136L135 177V180H133V181H130V176H133V175H130V176H128V178H124L123 180H121L122 178H120V180L119 181H122L123 183H122V185H121V190H120V192H114V194L112 195L111 194V191H112V189L114 188V185L116 184V183H118V181L116 180V179H114V180H111V179H105V178H103L100 174H102V172H104L105 170H99V168L98 169H94V164H93V162H94ZM100 161L102 162V158L100 157ZM75 163H78L81 167H75V166H73ZM72 164V165H71ZM55 165H58L57 163L55 164ZM65 168V167H64ZM63 168V169H64ZM62 169V170H63ZM86 169H90L91 171H88V172H86ZM108 174H110L111 175V172H108ZM134 177V176H133ZM39 181V180H38ZM124 181H126L127 183H126V185H125V182ZM167 184V183H166ZM165 184V185H166ZM68 187V188H67ZM80 190H78V189ZM69 189V190H68ZM176 189V188H175ZM165 190H166V187H165ZM173 190V189H172ZM66 191V192H65ZM71 191V192H70ZM74 192V193H73ZM145 192V191H144ZM36 193V192H35ZM135 193H137V194H140V195H142L143 196V199H136V198H134L133 197V194H135ZM37 194V193H36ZM85 196V194H83L82 193V196ZM108 195V196H107ZM52 196H54V195H51V196H48V197H52ZM73 196V197H72ZM94 196H96V198L94 197ZM117 196V197H116ZM122 196H124L125 197V199H124V201L122 202L121 201V197ZM39 197H40V195H39ZM74 197H76L75 199H74ZM67 198V199H66ZM72 198V199H71ZM109 198H111V201H109L108 199ZM151 198V199H150ZM41 198H39L38 200H36V201H33L32 203H35V202H40L41 203V207L43 206L42 204H43V201L42 200H40ZM68 199H69V201H68ZM63 200V201H62ZM66 200V201H65ZM76 200V201H75ZM100 200V201H99ZM102 200V201H101ZM150 200V201H149ZM165 200H167V199H163V203H162V205L163 204H165L166 205V201ZM177 199H175V201H176ZM180 200H182V201H184L183 202V204H185V200L184 199H181L180 198ZM65 201V202H64ZM71 202V203H70ZM77 202V203H76ZM172 202V201H171ZM174 202V201H173ZM172 202V203H173ZM64 203V204H63ZM170 203V202H169ZM169 203H167V205L169 204ZM171 203V204H172ZM153 204V205H152ZM161 204V203H160ZM171 204H169L168 205V207H167V213L168 214H166L165 215V217H164V219L160 222V224L158 225V228H153V227H147V225H146V227L145 228H139V226H141L142 224V222H141V220H140V218H137V216H131L130 217V219H129V224H130V227H132V229H137V228H139V234H135V237H131V238H129L128 240H126V241H123L120 237H113L109 242H108V244L110 245V247H113L114 249H116V248H119V251H120V255H121V258L122 259H119V257L117 256V255H112V257H108V258H102V257H100L99 255H97L96 253H97V250H99V248L100 247H98V245H96V243L94 242V241H92L90 238H88L87 237V229L86 228H84V227H79L78 229H77V231H76V233H77V238H75L74 240H73V238H70L69 236H68V238L66 237V236H64L62 233H55L56 235H57V241H55V242H53V244H57V245H59L60 246V249L59 250H55L56 252H58V251H62L63 250V245L65 244L67 247H69V249H71L70 250V255L68 254V256H67V259L69 258V257H71V255H73L74 253H75V251L73 250V248H74V244H75V241H78V240H83V241H85V242H90V243H92L94 246H95V248L90 252V256L91 257H93V258H98L99 260H101L100 261V263L99 264H106L105 263V260H107V259H109V260H111L112 262H113V264H120L121 262L123 263V264H129V262H128V260L129 259H132V257H134L135 259H136V261H137V263L136 264H139V259H138V254H136V253H134V254H125V253H123V247L128 243V242H130V241H135L139 246H141V247H146L148 244H154V251H155V261H154V264L157 262V260H158V257H159V252H158V254H157V252H156V250H155V246H156V244L157 243H159L158 241H154V240H156V237L158 236V234H160L161 233V230L159 229L160 227H162L163 229H164V231H169L170 232V237H171V239L172 240H179V238L181 237V230H180V227L179 226H177L176 225V223H177V221L181 224V225H186L187 224V220H188V224H190L189 223V220H190V218H192V216H189V218H182V216H178V214H179V210L182 208V206H183V204L181 205V207L179 208V210H177V211H173L172 209H171V207H169V206H171ZM79 205V206H78ZM108 205V206H107ZM164 205V206H165ZM105 206V207H104ZM159 206V205H158ZM41 207H40V209H41ZM64 207V208H63ZM82 207H83V205H82ZM169 208V209H168ZM39 209V210H40ZM118 209V208H117ZM160 209H163V207L161 208V207H159V211H160ZM17 210V209H16ZM38 210V211H39ZM50 210H52V213H50ZM182 210V209H181ZM180 210V211H181ZM161 212V211H160ZM178 214H177V213ZM37 213V212H36ZM36 213L33 215V219L34 220H41V221H43L45 224H46V228H43L44 230H46L47 231V229H49L50 227L48 226V225H50V223H49V221H46V220H44L45 218H46V216H48V217H51V215L52 216H54L55 215V213L56 212H54V209H52V208H48V209H46L45 211H44V215H45V218H43V220L42 219H39V218H37L36 219ZM102 213V211L101 212H97V213H95L94 214V219H95V221L97 222V224H100V225H111V223L109 222V220L107 219V218H105L104 217V215L103 214H101ZM174 213H175V216H174ZM11 214V213H10ZM149 214H151V213H149ZM10 216V215H9ZM8 216V217H9ZM97 216H100L102 219H103V221H104V224H102L101 222L102 221H99L98 219H97ZM152 216V217H151ZM151 216H148V215H144V217H146V219L147 220H149V222L148 223H151L150 221H152L153 219H154V217H153V215H151ZM104 217V218H103ZM144 217H143V219H144ZM150 217V218H149ZM168 217H170L171 218V222L170 223H168V224H166L167 222V218ZM177 217V218H176ZM149 218V219H148ZM152 218V219H151ZM2 219V218H1ZM0 219V220H1ZM133 220H135V221H133ZM211 220H213L212 219V217H211ZM140 223V224H139ZM186 223V224H185ZM2 224V223H1ZM175 224V225H174ZM187 224V225H188ZM186 225V226H187ZM3 226V225H2ZM136 227V228H135ZM177 227V228H176ZM80 229H82V230H84L86 233H84L85 235H80ZM148 229V230H147ZM174 229L176 230V237H175V233H174ZM6 230H7V235L9 234V231H8V229L6 228ZM13 230V229H12ZM43 230V231H44ZM72 230H76L75 229V227L72 229ZM72 230H71V232H72ZM159 230H160V232H159ZM150 231H152L153 232V235H150ZM204 231V230H203ZM203 231H201V232H203ZM207 232H210V231H204V233H207ZM15 233L16 234H19V233H17L16 231H15ZM156 233V234H155ZM61 234V235H60ZM21 235V234H20ZM31 239H33V237H31V235H29V234H27ZM156 235V236H155ZM40 236V235H39ZM2 237H4V236H2ZM69 238L71 239V240H69ZM155 238V239H154ZM67 239V240H66ZM150 239V240H149ZM33 240H38V239H33ZM174 240V241H175ZM201 242V240L200 239H198L197 240V242ZM66 242V243H65ZM201 244V243H200ZM65 245H64V248H66L65 247ZM213 245V244H212ZM212 245H211V247H210V251H211V248H212ZM157 249H158V247H157ZM159 250V249H158ZM173 253V252H172ZM47 255H53L52 253H46ZM192 255V254H191ZM191 255H183V256H181V257H179V258H182V257H184L185 258V263L184 264H188L189 263V261H190V257H191ZM186 256V257H185ZM179 258H177L176 260H178ZM66 259V260H67ZM189 260V261H188ZM65 262V261H64ZM64 262L62 263V264H64ZM173 262H175V261H173ZM173 262H171L170 264H172Z\"/></svg>", "mask_w": 264, "mask_h": 264}, {"label": "water", "instance_id": "obj_4", "mask_svg": "<svg viewBox=\"0 0 264 264\" xmlns=\"http://www.w3.org/2000/svg\"><path fill=\"white\" fill-rule=\"evenodd\" d=\"M100 161V158L97 157L94 159V162L97 163V161ZM131 180H134L135 177L130 176ZM174 186V184L172 183H167L166 187L167 188H172ZM1 187V186H0ZM36 189L37 191H39L41 194H54L57 192V189L49 182L48 179L46 178H41L39 180V182L36 183ZM135 196L139 197V194H135ZM184 201L178 199L176 201H174L171 204V208L174 211L179 210V208L181 207V205L183 204ZM41 206V203L35 202L33 204H27L24 206L19 207L17 210H15L14 212L11 213V217L13 218V220L8 217V216H4L2 217V222H4L5 224H8L10 227L14 228V230L18 231V232H30L32 234V236L34 238L38 237L39 232L41 231V229L46 228V224L41 221V220H34L32 218L33 213L35 212V210H37L39 207ZM228 209L220 206L217 207L213 213L212 216L214 219L216 220H220L222 217H224L225 215H227ZM50 213H52V210H50ZM26 214L27 218L26 219H22L21 217ZM97 219L99 221H103V219L100 216H97ZM135 221V220H133ZM172 220L170 217L167 218V223H170ZM256 229L258 230V233L263 235L264 234V223L262 221H258L257 222V226ZM84 230L80 229V232L82 233ZM0 232L1 233H6V230L2 227H0ZM84 233V232H83ZM206 235V234H205ZM79 242H84L83 240H78ZM221 241H226V239L224 237H220L213 245H212V252H218L225 243H220ZM23 243V245H25L26 243L24 242V240L21 242ZM78 243V242H77ZM89 243V242H88ZM89 248L91 250V248L93 249L95 246L91 245L89 243ZM58 248L57 244H50V246L47 247V250H52V249H56ZM261 250L264 251V244H262L260 246ZM151 249L152 250V257L149 260L146 256L147 251ZM124 251L125 252H137L138 257H139V262L140 264H150L153 262V260L155 259V252H154V244H148L146 247L141 248L139 245H137V243H135L134 241H130L128 244H126L124 246ZM261 258H264L263 254H257L255 255L252 260L254 262H264L261 260ZM77 255L74 253L71 257H69L66 261L65 264H94L93 259L90 262H87V260L85 259H81V260H76ZM98 260V258H95ZM108 263H111V260L107 259L106 260ZM185 258H179L178 260H176L175 262H173L172 264H184ZM98 262V261H97ZM120 264H123L122 262Z\"/></svg>", "mask_w": 264, "mask_h": 264}, {"label": "crops", "instance_id": "obj_5", "mask_svg": "<svg viewBox=\"0 0 264 264\" xmlns=\"http://www.w3.org/2000/svg\"><path fill=\"white\" fill-rule=\"evenodd\" d=\"M51 173H52V174H51V178H54L55 181H62V176H63V174H64L65 172H63V171H62V172H55L54 170H52ZM72 176H74V175H72ZM79 179H80V178H79ZM79 179H78V180H79ZM65 181H67V180H65ZM65 181H62V184L65 185ZM62 184H61V185H62ZM61 185H60V186H61ZM60 186H59L58 188H60ZM133 187H134V186H133ZM141 190H142V189H141ZM143 191H144V190H143ZM88 197H89V194H88ZM61 211H62V210H61ZM61 211L58 213V217H57L58 220H57V221H59V222L62 223L64 220H63V218H62ZM107 219H108V218H107ZM109 219H110V218H109ZM109 221H111V219H110ZM86 222H87V221H86ZM155 223H156V222H154L153 224H155ZM90 224H91V223H90ZM149 224H151V223H148V225H149ZM81 225H82V224H81ZM155 227L158 228V225H157V226L154 225V228H155ZM41 233H45V235L42 236L41 238H43V240H46V239L48 238V237L46 236V234H47L46 231H42ZM41 235H42V234H41ZM108 235H109V234H108ZM54 236H55L56 239L58 238V237L56 236V234H54ZM165 236H166V235H165ZM87 237L89 238V236H87ZM96 237H97V238H96ZM96 237H95V239L93 238L92 241H94V242L96 243V245H98V247L102 248V246H104L103 248H106L108 241L105 243V238H104L103 236H101L100 234L97 235ZM168 237H169V236H168ZM168 237L166 236L164 239H160L159 244H156V246H155V250H156L157 254H158V252H159V250H158L159 248L157 249V247H159V245L162 244V241H163V240L167 241ZM41 238H40V239H41ZM56 239H55V240H56ZM169 239H170V237H169ZM55 240H54V241H55ZM54 241H53V242H54ZM47 243H48V242H47ZM49 243H51V242H49ZM225 245H226V244H225ZM225 245H224V246H225ZM162 246H164V242H163ZM224 246H223V247H224ZM223 247H222V248H223ZM100 248H99V249H100ZM23 249H25V248H23ZM163 249H164V248H163ZM163 249H162V250H163ZM53 252H55V251H53ZM193 252H194V251H193ZM41 254H42V257H43V258H46V257H47V256L43 253L42 250H41ZM57 254H58V253H57ZM167 254H168V252H167ZM8 255H9V254H8ZM10 255H11V254H10ZM100 257H102V258H108V257H103V256H100ZM167 257H168V256H167ZM132 258H133V257H132ZM13 259H15V256H14Z\"/></svg>", "mask_w": 264, "mask_h": 264}, {"label": "snow or ice", "instance_id": "obj_6", "mask_svg": "<svg viewBox=\"0 0 264 264\" xmlns=\"http://www.w3.org/2000/svg\"><path fill=\"white\" fill-rule=\"evenodd\" d=\"M99 163H100V161L98 160V161H97V164H99ZM2 191H3V188L0 187V192H2ZM21 218H22V219H26V218H27L26 214H24ZM37 239H39V237H37ZM220 243L223 244V243H226V241H221ZM25 247H27L26 244H25ZM152 255H153L152 250L149 249V250L147 251V253H146L147 258L150 260L151 257H152ZM261 260L264 261V258H261Z\"/></svg>", "mask_w": 264, "mask_h": 264}]
</instances>
